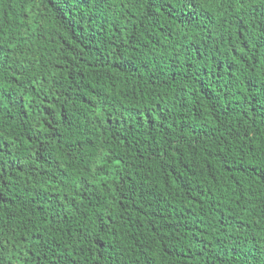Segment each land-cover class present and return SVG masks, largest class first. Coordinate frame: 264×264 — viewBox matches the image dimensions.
Masks as SVG:
<instances>
[{
	"label": "trees",
	"instance_id": "1",
	"mask_svg": "<svg viewBox=\"0 0 264 264\" xmlns=\"http://www.w3.org/2000/svg\"><path fill=\"white\" fill-rule=\"evenodd\" d=\"M0 264H264V0H0Z\"/></svg>",
	"mask_w": 264,
	"mask_h": 264
}]
</instances>
